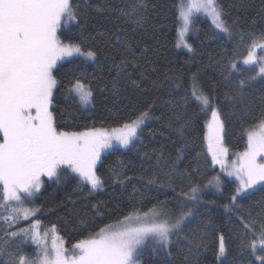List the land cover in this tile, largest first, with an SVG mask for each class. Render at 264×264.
<instances>
[{"label": "snow or ice", "instance_id": "snow-or-ice-1", "mask_svg": "<svg viewBox=\"0 0 264 264\" xmlns=\"http://www.w3.org/2000/svg\"><path fill=\"white\" fill-rule=\"evenodd\" d=\"M153 8L151 0H0V264H200V257L209 250V233L216 241V264H225L230 252L236 254L239 264H264V115L258 125L249 128L247 147L230 166L224 163L228 149L222 135L225 107H231L233 115L245 116L258 101L264 111V56L255 54L257 48L264 50V7L258 8L255 17L229 19L222 0H188L176 5L180 24L177 47L194 51L185 36L193 15L203 13L230 39L238 35L241 42L251 40L242 63L254 74L245 76L238 53L225 49L208 65L219 77L212 93L199 86L194 73L191 87L179 100L172 97L165 101L172 111L165 126L176 137L169 136L174 157L161 145L142 153L140 168L132 176L119 158L107 178L99 174L97 164L102 162V153L114 148L113 142L125 149L135 148L155 101L111 131L94 126L65 131L56 120L55 93L65 87L58 62L67 57L82 56L102 73L106 70L109 79L94 77L97 87L103 85L101 91L113 95L129 89L147 91L142 86L147 63L122 25L127 22L144 29ZM73 27L79 35H66L65 29L71 32ZM89 27L95 35H85ZM84 79L73 74L65 87V98L87 108L93 105L94 90L91 81L88 86L82 83ZM180 79L177 74L166 75L163 80L151 81L150 88L161 93L156 98L159 100L180 89ZM215 89L223 90L222 101ZM193 102L189 116L187 107ZM200 113H210L204 136L207 153L212 164H220L227 176L234 178L235 187L230 190L222 187L219 176L203 186L195 180L201 174L205 153L195 151L197 140L187 139L185 133ZM183 161L187 162L181 166ZM45 176L56 182L72 176L77 187H88L89 193L111 188L110 195L127 197L130 211L121 212L123 218L115 224L73 244L69 255L56 225L41 234L42 222L35 219L41 209L23 207L40 192ZM136 183L158 192L166 189L172 195L165 193L163 200L157 198L144 211L146 193ZM204 187H214L226 199L218 205L224 218L216 220L200 211L205 204L217 205L215 200L202 201ZM225 191L229 193L226 197ZM102 204L91 205L93 216L103 215ZM21 220L28 226H19ZM80 220L87 223V214ZM29 243L36 246L31 256L23 253Z\"/></svg>", "mask_w": 264, "mask_h": 264}, {"label": "trees", "instance_id": "trees-1", "mask_svg": "<svg viewBox=\"0 0 264 264\" xmlns=\"http://www.w3.org/2000/svg\"><path fill=\"white\" fill-rule=\"evenodd\" d=\"M151 3L154 8L150 12L149 23L144 29H136L135 25L127 22L122 25L130 32L132 39L137 42L138 54H141L143 62L147 63L145 79L142 82L143 88L147 91L133 92L129 89L122 90L121 95H113L110 91H101L102 84L97 87V81L94 77L103 75L104 79L107 80L109 76L106 70L103 73L99 71L94 63L84 62L83 57L70 58L58 63L59 78L65 87L68 86L71 76L75 74L85 77L82 83L86 86L91 81V87L94 90L93 105L89 108L79 107L73 99H66L65 87H61L60 91L55 93L56 100H54L53 110L62 130L84 131L92 126L108 130L118 128L128 119H134L139 111L144 110L148 104L155 101L150 112L151 118L145 121L143 133L135 148L129 150L121 146H114V148L102 154V162H98L97 167L99 174L105 176V178L110 174V169L116 167L118 158L125 163L127 174L132 176L140 168L144 151L160 148L161 145H164L165 151L171 152L173 157L175 156V148L170 143L169 136L171 135V139L176 137L165 126L167 118L172 115V111L165 101L172 97L179 100L185 91L191 87L194 73L198 74L199 86L205 92L212 93L215 80L219 78L214 69L208 67L213 57L219 58L218 54L223 53L225 49L229 53L235 50L238 53L236 58L244 75L254 74L249 66L242 63L243 58L248 54L251 40L246 38L244 42H241L238 35L230 39L226 35L214 31L206 20L195 18L196 21H193L192 32L189 37V43L194 51L189 52L176 46L180 27L177 20L178 13L176 12V5L179 4V0H151ZM222 3L225 5L226 11L230 13L229 19L255 17L258 8L264 7L261 0H222ZM112 19L113 22H116L115 14H112ZM237 31L239 32V29ZM65 34L78 36L79 32L78 29L73 27L71 32L65 30ZM89 34L95 35V30L91 27L85 32L86 36ZM140 50H143L142 53ZM255 53H264V50L257 48ZM173 74L181 77L179 83L182 87L174 90L171 96L165 95L162 99L157 100V96H161V93L150 88L151 81L163 80L166 75ZM215 91L219 94L218 99L222 101L223 90L215 89ZM194 106V102L188 105L187 115H192ZM224 113L222 116L224 120L222 135L224 147L228 149L226 165L230 166L231 163L237 160V154L243 152L247 147V131L252 125L259 123L264 111L261 110L259 102L256 101L245 116L233 115L231 107H225ZM207 117L200 113L196 122H194L193 128L185 133L187 139L195 138L197 140L195 151L203 150L205 153L200 165L201 174L196 175L195 180L203 186L207 185L208 180L219 176L223 182L222 187L230 190L235 187L234 178L228 177L220 164H212V157L207 153V141L204 139L207 133ZM186 162L183 161L181 166ZM144 166L148 169L147 164ZM117 170L123 171L124 169ZM148 171L150 172L151 169H148ZM136 187L146 193L142 201L144 211H147L156 202L157 198L163 200L165 193L169 197L172 195L166 189L159 192L155 188L146 189L141 183H136ZM184 187L187 190L186 184ZM111 191V188H109L103 192L89 193L88 187L78 188L77 180L72 176H68L66 179L62 178L58 183H46L36 199V205L41 209V212L35 219H39L42 225L48 228L56 225L57 235L63 239V247L69 250L67 254L70 255L73 244L81 239L88 238L91 233L98 231L105 225L115 224L117 219L123 218L121 212L127 214L130 211L127 197L121 198L116 194L110 195ZM128 192H131V186L128 187ZM228 194V191H225L223 195L226 197ZM200 195L202 201L215 200L217 202V205L205 204L204 207L200 208L201 212L216 220L224 218L223 209L218 205L227 201L214 187L202 188ZM97 202H103L101 206L103 215L93 216L94 210L91 209V205L97 204ZM85 214H87L88 222L81 223L80 217ZM27 225L28 222L26 221L19 224L21 227ZM208 243L209 250L200 257V264H216L213 254L216 241L211 233H209ZM23 253L28 256L33 255L34 246L31 243L25 245ZM234 259L236 264H239L236 254L230 252L225 264H234Z\"/></svg>", "mask_w": 264, "mask_h": 264}, {"label": "rangeland", "instance_id": "rangeland-1", "mask_svg": "<svg viewBox=\"0 0 264 264\" xmlns=\"http://www.w3.org/2000/svg\"><path fill=\"white\" fill-rule=\"evenodd\" d=\"M181 2H183V3H187L188 2V0H179V3H181ZM195 18H199V19H204V20H206L211 26H212V28L214 29V31H216L217 33H220V34H223V35H225L224 33H221V32H219V30H217L216 28H215V26L213 25V23H212V20H211V17L210 16H207V15H205V14H203V13H200V14H194L193 15V21L195 22L196 21V19ZM195 19V20H194ZM192 25H193V22H192V24L190 25V30H189V32L186 34V36H185V39L187 40V43H189V37H190V35H191V32H192ZM65 30H67V29H65ZM178 42H179V37H178ZM190 44V43H189ZM181 48H183L184 50H188L187 48H185V47H183V46H181ZM256 54V56L259 58L260 56H264V53H255ZM75 57H82V56H77V55H74V56H72V57H67V58H65L64 60H66V59H70V58H75ZM84 58V57H83ZM59 63V62H58ZM83 108H85V107H83ZM87 108H89V107H87ZM210 119V113L208 114V117H207V121ZM259 124V123H258ZM257 124V125H258ZM206 130H207V122H206ZM109 131H111V130H109ZM114 143V146H119L118 144H115V142H113ZM109 150V149H108ZM107 151V150H106ZM105 151V152H106ZM104 152V153H105ZM103 154V153H102ZM225 159V161H224V163L226 164V160H227V156L224 158ZM258 159H260V158H258ZM224 170V169H223ZM224 172H226L225 170H224ZM42 180L44 181V183H43V186H42V188H41V190H40V192L42 191V189H43V187H44V185L46 184V183H53V182H55V183H58V182H56V180L54 179V178H52V179H49L48 177H42ZM0 187H2V186H0ZM39 192V193H40ZM39 193H37L36 195H35V197L33 198V200L29 203V202H26L24 205H23V207H28V208H38V206L36 205V199L38 198V195H39ZM0 211H2V210H0ZM32 218L30 217L29 218V220H31ZM21 222H23V220H21ZM20 222V223H21ZM28 226V225H27ZM26 226V227H27ZM47 229H50V228H48V227H45V226H43L42 225V228H41V234H43V232H44V230H47ZM48 244H49V247H51V235L49 236V239H48ZM34 246V253H33V255L35 254V252H36V246L35 245H33Z\"/></svg>", "mask_w": 264, "mask_h": 264}]
</instances>
